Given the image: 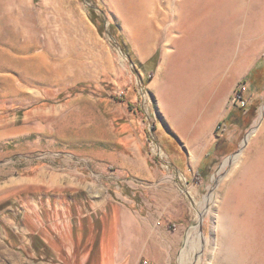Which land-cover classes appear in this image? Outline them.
Listing matches in <instances>:
<instances>
[{
  "label": "rangeland",
  "instance_id": "374dc122",
  "mask_svg": "<svg viewBox=\"0 0 264 264\" xmlns=\"http://www.w3.org/2000/svg\"><path fill=\"white\" fill-rule=\"evenodd\" d=\"M109 2L0 0V264H117L119 238L118 264H264V175L254 163L264 140L242 154L264 125V85L242 81L264 43L210 107L211 135L217 118L238 109L239 91L255 112L232 114L225 148L199 176L204 157L191 165L170 152L166 130L184 143L147 83L155 70L131 62L117 36L140 62L160 60L177 0H158L156 51L145 62ZM180 54L195 62L188 44Z\"/></svg>",
  "mask_w": 264,
  "mask_h": 264
},
{
  "label": "bare ground",
  "instance_id": "6f19581e",
  "mask_svg": "<svg viewBox=\"0 0 264 264\" xmlns=\"http://www.w3.org/2000/svg\"><path fill=\"white\" fill-rule=\"evenodd\" d=\"M109 5L130 32L138 54H145L157 34L158 0H110ZM29 15L30 12L24 19ZM174 16L168 46L186 43L191 49L199 46L204 51L223 55L233 74L244 62L248 64L264 43V0H177ZM257 139L264 140V125L248 135L246 143L250 144L242 153L245 157L257 145ZM262 152L254 161L255 174L264 175V149ZM242 154L232 157L233 161L238 163ZM232 159H227L224 166ZM193 160L196 163L197 158ZM192 242L189 237V245Z\"/></svg>",
  "mask_w": 264,
  "mask_h": 264
},
{
  "label": "crops",
  "instance_id": "0c3cea01",
  "mask_svg": "<svg viewBox=\"0 0 264 264\" xmlns=\"http://www.w3.org/2000/svg\"><path fill=\"white\" fill-rule=\"evenodd\" d=\"M183 45L170 47L168 46L167 38L163 56L156 66L155 75L150 81L149 87L158 98L159 108L170 130L179 135L184 143L182 144L180 139L170 130L172 134L165 129L166 135H168L167 142L170 152L173 151V154L177 153L179 156L188 155L190 164L194 165L198 164L206 152L212 148H210L211 138L213 135L215 136L219 122L228 113L226 111L220 118H217L216 121L214 120L216 125L211 135L210 127L213 121L210 124V107L213 104L218 105V101L221 98L219 96L224 92V83L227 85L233 84L239 74L245 70L252 60L248 64L244 62L233 74V71L227 68L229 64H226L223 55L204 51L199 46L191 49L195 52V62L193 64L186 62L184 59L182 60L180 53ZM155 51L156 47H152L150 42L147 46V52L139 54V57L142 58L141 61L145 62L148 60ZM166 51H169V53L167 54ZM256 54L257 52L254 54V57ZM210 69L216 71L212 83L209 77ZM190 71L197 73L198 77L189 78L188 74ZM210 86L212 87L210 88ZM222 90L223 92H221ZM179 124L183 126L179 127ZM195 157L197 158L196 163L193 162ZM130 220H132L131 214L126 212L124 221L129 222ZM117 253L115 261L118 264L125 259V247L120 238Z\"/></svg>",
  "mask_w": 264,
  "mask_h": 264
},
{
  "label": "trees",
  "instance_id": "16d2710c",
  "mask_svg": "<svg viewBox=\"0 0 264 264\" xmlns=\"http://www.w3.org/2000/svg\"><path fill=\"white\" fill-rule=\"evenodd\" d=\"M95 6L91 7V17L93 22L97 25V27L99 28L100 32H103V26L101 24H98V17L95 14ZM114 31V28H113ZM118 39H119V43L121 44L122 49L128 54V57L130 59L131 62H137L139 63L141 66L147 68V67H151L153 70L152 72H154V70L156 69V66L158 64L159 61V54L156 53L150 60H148L146 63H142L140 62L132 53L131 48L128 44V42L126 41V39L124 38V36H122L121 34L117 35ZM152 79V76H149L147 78V83H149ZM243 82L250 83L251 85L253 84L254 89L255 90H259L263 87L264 85V55L262 56V58H260V60L257 62V64L255 65V67L253 69L250 70V72L247 74V76L242 80ZM117 96H115L116 98ZM127 95H124L122 97H117L119 100H122L123 102H126L127 105L129 106V109H131L133 107L132 102L126 98ZM238 100H240V103L238 104V109L235 110V107L232 108L231 110H229V112L227 113V115L219 122V125L215 131V136L217 137L216 141H215V150L213 152L211 151H207L203 161L201 162L199 168H198V175L199 176H204L205 174H207V171H209V166L211 165V161L213 159V157L215 156V153H218V151H220V149L225 148L221 147V143L223 140V134H220L221 132L224 133V128L226 127L227 123L232 121V114L236 113V111L239 112H247L250 111V114L255 112V108L256 106H253V108L248 107L249 106V100L250 97H245L243 95V91H239L238 92V96H237ZM221 147V148H220ZM228 152V151H227ZM2 203L5 202H1L0 201V205H2ZM99 221V220H98ZM95 224L98 223L97 221L94 222ZM100 230L97 233L96 239H95V244H97L98 247V243L100 241Z\"/></svg>",
  "mask_w": 264,
  "mask_h": 264
}]
</instances>
